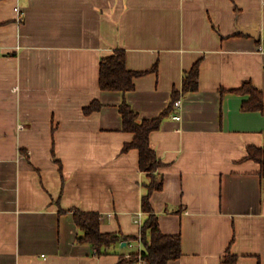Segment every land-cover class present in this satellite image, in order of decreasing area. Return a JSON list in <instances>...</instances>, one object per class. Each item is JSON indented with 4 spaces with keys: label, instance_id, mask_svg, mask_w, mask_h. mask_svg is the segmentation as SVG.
I'll use <instances>...</instances> for the list:
<instances>
[{
    "label": "crops",
    "instance_id": "1",
    "mask_svg": "<svg viewBox=\"0 0 264 264\" xmlns=\"http://www.w3.org/2000/svg\"><path fill=\"white\" fill-rule=\"evenodd\" d=\"M118 49L146 71L127 93L100 86ZM198 61V89L183 92ZM247 80L264 90V0H0V264H145L127 255L149 175L124 149L120 105L151 119L174 92L182 107L150 134L163 180L151 203L181 236L168 264H264V176L247 151L264 146V114L243 110ZM77 210L129 241L97 254L78 241Z\"/></svg>",
    "mask_w": 264,
    "mask_h": 264
},
{
    "label": "trees",
    "instance_id": "2",
    "mask_svg": "<svg viewBox=\"0 0 264 264\" xmlns=\"http://www.w3.org/2000/svg\"><path fill=\"white\" fill-rule=\"evenodd\" d=\"M156 66L153 68L155 69ZM149 71V70H147ZM146 71H134L127 67L126 52L118 49L113 54L103 57L100 66V86L106 90H118L127 93L135 88V79ZM200 61L196 62L183 78L182 91H194L199 86ZM235 91L248 97L243 101V110L261 111L264 114V90L256 86L253 81L247 80ZM179 99V92H174L173 99L168 108L158 116L151 119H140L138 113L132 108L127 99H123L120 111L123 116V128L134 133L131 142L125 145V150L137 148L140 152V167L148 173L149 181L145 182L146 193L143 196L142 208L147 213L146 219L141 225L140 234L133 240L141 238V248L131 252L129 260H146L145 264H168L171 260L182 255L181 236L164 233L159 224L158 216L151 203V197L155 190L163 187V180L156 174L161 165L156 151L150 145V134L159 129L163 119L175 108V101ZM101 107V103L93 102L85 108L86 112H92ZM248 158L260 163L264 176V146L248 145ZM82 234L79 242L90 243L97 254L107 253L110 247L122 239L129 241L119 232H104L101 229L102 217L97 212L77 210L74 214ZM236 256L228 254L223 258V264H235Z\"/></svg>",
    "mask_w": 264,
    "mask_h": 264
},
{
    "label": "built area",
    "instance_id": "3",
    "mask_svg": "<svg viewBox=\"0 0 264 264\" xmlns=\"http://www.w3.org/2000/svg\"><path fill=\"white\" fill-rule=\"evenodd\" d=\"M181 107H182V100H181V98H179L178 100L175 101V110H179V108H181ZM174 117L178 120L182 119L181 112L176 111L174 114ZM140 223H141V221H140ZM137 241L139 242V244L141 246V238L140 237ZM127 257H131V254H128ZM139 260L146 263V260L143 258H140Z\"/></svg>",
    "mask_w": 264,
    "mask_h": 264
},
{
    "label": "water",
    "instance_id": "4",
    "mask_svg": "<svg viewBox=\"0 0 264 264\" xmlns=\"http://www.w3.org/2000/svg\"><path fill=\"white\" fill-rule=\"evenodd\" d=\"M238 32H243V33H245L247 35L254 36V37H257L258 36V31L255 30V29H249V28L239 27L238 28Z\"/></svg>",
    "mask_w": 264,
    "mask_h": 264
}]
</instances>
